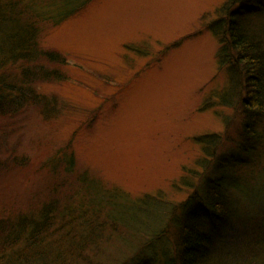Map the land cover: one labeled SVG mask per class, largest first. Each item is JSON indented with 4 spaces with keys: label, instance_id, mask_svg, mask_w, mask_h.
Listing matches in <instances>:
<instances>
[{
    "label": "rangeland",
    "instance_id": "374dc122",
    "mask_svg": "<svg viewBox=\"0 0 264 264\" xmlns=\"http://www.w3.org/2000/svg\"><path fill=\"white\" fill-rule=\"evenodd\" d=\"M227 1L91 0L55 28L42 23L40 46L67 60L47 66L64 78L36 83L42 106L17 110V95L3 92L16 108L0 114V221L81 196L87 183L131 199L185 202L206 175L200 137L219 134L228 151L242 141V104L218 98L229 73L209 28ZM18 74L17 67L7 72ZM263 170L259 145L241 172L254 182ZM238 200L240 262L264 264V244H247L264 237V212ZM111 224L93 264H164L175 244L172 227L160 243L142 247L149 234Z\"/></svg>",
    "mask_w": 264,
    "mask_h": 264
},
{
    "label": "trees",
    "instance_id": "16d2710c",
    "mask_svg": "<svg viewBox=\"0 0 264 264\" xmlns=\"http://www.w3.org/2000/svg\"><path fill=\"white\" fill-rule=\"evenodd\" d=\"M90 2L0 0V114L16 108L5 90L20 99L17 110L44 105L36 83L62 80L63 72L49 69L47 63L65 65L67 60L40 46L41 25L55 28ZM217 13L209 28L220 42L217 57L221 67H228L229 86L214 96L223 105H232L234 98L242 104L241 143L228 151L223 150L221 135L200 137L207 157L199 163L206 175L178 206H169L161 195L131 199L121 190L109 194L87 183L81 196L78 192L65 202L55 198L38 214L1 220L0 264H93L91 254L100 250L111 223L149 234L150 242L142 247L157 245L172 227L175 244L164 252V264H242L237 250L242 214L238 198L264 212V170L254 182L241 172L250 166L259 145L264 146V0H228ZM11 67L18 68L17 78L7 76ZM259 239L247 244L261 246L264 237Z\"/></svg>",
    "mask_w": 264,
    "mask_h": 264
}]
</instances>
